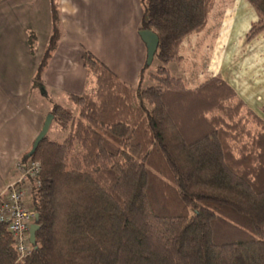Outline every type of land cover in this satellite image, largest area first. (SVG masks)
<instances>
[{
  "label": "trees",
  "instance_id": "obj_1",
  "mask_svg": "<svg viewBox=\"0 0 264 264\" xmlns=\"http://www.w3.org/2000/svg\"><path fill=\"white\" fill-rule=\"evenodd\" d=\"M138 1L137 31L158 38L151 61L130 85L82 51L94 91L68 94L75 114L52 104L63 137L45 134L22 155L25 169L38 165L23 174L37 229L20 255L0 223V264H264V117L218 75L188 89L167 66L203 29L213 0ZM246 1L257 15L249 40L264 29V0ZM49 8L36 86L60 36L53 0Z\"/></svg>",
  "mask_w": 264,
  "mask_h": 264
},
{
  "label": "crops",
  "instance_id": "obj_2",
  "mask_svg": "<svg viewBox=\"0 0 264 264\" xmlns=\"http://www.w3.org/2000/svg\"><path fill=\"white\" fill-rule=\"evenodd\" d=\"M55 1L60 36L38 81L48 94L46 99L56 93L66 98L87 93V83L92 82L81 62L84 49L119 79L134 85L145 61V46L137 31L139 1ZM255 20L257 15L246 0H213L203 29L186 35L178 45L181 59L176 71L184 87L194 88L218 75L245 108L261 112L264 29L245 39ZM50 29L49 0H0V192L19 179L16 164L30 150L54 104L48 102L39 110L28 103L32 92L38 93L34 76ZM29 32L35 36L32 47L27 42Z\"/></svg>",
  "mask_w": 264,
  "mask_h": 264
},
{
  "label": "built area",
  "instance_id": "obj_3",
  "mask_svg": "<svg viewBox=\"0 0 264 264\" xmlns=\"http://www.w3.org/2000/svg\"><path fill=\"white\" fill-rule=\"evenodd\" d=\"M16 166L29 176L33 175L38 165L31 163L28 168L17 163ZM10 184L0 192V223L6 226L11 236L16 242L17 251L23 255L28 247V228L34 217L30 207L25 205V192L28 185L25 177Z\"/></svg>",
  "mask_w": 264,
  "mask_h": 264
},
{
  "label": "rangeland",
  "instance_id": "obj_4",
  "mask_svg": "<svg viewBox=\"0 0 264 264\" xmlns=\"http://www.w3.org/2000/svg\"><path fill=\"white\" fill-rule=\"evenodd\" d=\"M54 2L56 3L55 0H54ZM156 64H157V61L154 59L153 62L148 66L147 71H153ZM167 66H168V68H169V70L171 71L172 74L176 73L178 75V73L176 71L177 65H175L173 63H170ZM147 84H148V82L146 81L143 85H147ZM182 84H183V82H182ZM90 86H89V83H87V90H86L87 93H92L94 91V85H93V83ZM37 87H38L37 88V90H38L37 91L38 92L37 93V96H36V94L34 92H32V95H31V97L29 99V102H28L29 103V106L32 107V106L37 105L38 109L39 110H42L44 108V106H46V105L48 106L49 104H47V103L50 102L51 104L52 103H56V104H59V105L65 107V108H67L73 114L76 113L75 112V104L73 102H71L70 100H68L65 97V95H63L62 93H56V94H53V95H49L48 96V99H46V97H47L48 94L43 89H41L40 86H37ZM36 99H37V102L34 103V101ZM260 113L261 112H259L258 114H260ZM260 115H261V117H264L262 113ZM46 134H47V136L49 138L59 140V139H61L63 137L64 132L57 126V124L54 121V119H52L50 121V124H49V127L47 129ZM18 170H19V176H20L19 179H23L22 178L23 177V171L21 169H19V168H18ZM167 181H169V180H167ZM157 182H159V181H157ZM151 183H152V184H150L151 191L149 190L150 191L151 204H153V206H154L155 209L156 208L158 209L159 208V205H163V202H162V199L159 196V193H158V190L156 188V185L154 184V182H151ZM29 198H30V195H29V186H28V191L25 192V205L28 206V207H30V205H29Z\"/></svg>",
  "mask_w": 264,
  "mask_h": 264
},
{
  "label": "water",
  "instance_id": "obj_5",
  "mask_svg": "<svg viewBox=\"0 0 264 264\" xmlns=\"http://www.w3.org/2000/svg\"><path fill=\"white\" fill-rule=\"evenodd\" d=\"M138 35H139L141 41L143 42V44L145 46V61H146V63H149L153 57L154 51H155L156 46H157V42H158L157 35L150 30H139ZM51 119H52L51 114H47L45 116L40 130L37 133V135L35 136L32 144H31V148H30L29 153H32V151L36 147L37 143L46 134ZM34 217H36V215H34ZM36 229H37V224L34 222L30 223L29 228H28L29 243H33L34 232Z\"/></svg>",
  "mask_w": 264,
  "mask_h": 264
}]
</instances>
